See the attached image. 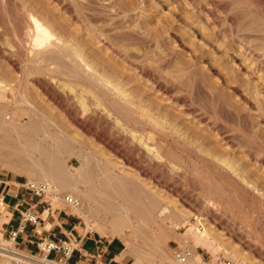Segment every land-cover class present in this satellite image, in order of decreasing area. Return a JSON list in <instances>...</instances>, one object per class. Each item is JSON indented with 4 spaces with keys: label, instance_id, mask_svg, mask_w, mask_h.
<instances>
[{
    "label": "bare ground",
    "instance_id": "obj_1",
    "mask_svg": "<svg viewBox=\"0 0 264 264\" xmlns=\"http://www.w3.org/2000/svg\"><path fill=\"white\" fill-rule=\"evenodd\" d=\"M102 1L0 0V33H7L9 46L21 49V56L25 57L29 67L24 70L26 75L49 76L47 81L39 80V85L51 102L117 159L109 158L93 166L91 161L96 159L97 153L94 155L82 145L77 146L73 134L70 135L51 116L30 102L22 99L25 105L19 97L12 96L14 85L0 76V161L12 173L25 171L30 180L52 182L60 189L71 191L68 194L81 201V206L75 210L82 213L81 210L88 207L90 213L100 218V229L109 225L114 232L127 233L128 230L135 235L150 231V240L159 250L167 235L166 221L178 220L176 227L186 216L183 209L173 206L175 201L171 191L178 190L185 200L194 201L180 187V183H184H179L180 175L191 169L190 157L178 153L174 146L197 156L209 168H212L211 160L215 171L227 177L235 176L244 189L255 185L241 175L242 168L229 156L205 142L208 137L194 134L190 125L210 126L216 142L234 146L233 136L208 123L203 110L193 101L191 91L199 84L197 78L193 76L184 81L181 76H158L144 63L145 57L140 50L128 41V12L103 9ZM190 2L211 18L222 32H227L218 14L219 8L225 10L223 0H207L205 4L199 0ZM235 18L230 21L236 22ZM176 20L183 22L179 17ZM242 29L226 35L238 43L241 64L245 62L264 86V48H259L256 42L250 44L251 35ZM231 56L239 59L237 55ZM163 58L167 60L166 55ZM36 63L40 65L36 66ZM229 79L225 77L224 83L228 84ZM235 81L239 82L238 75H235ZM230 87L257 111L259 123L264 124L261 87L258 85L250 90V96L235 84ZM9 106L12 107L7 110ZM85 150L86 155L83 154ZM256 152L262 153L263 149ZM247 153L250 162L264 171V155L258 158L250 151ZM72 155L81 160L78 168L66 163V157ZM98 172L102 174L100 184L95 181ZM149 223L161 226L162 230L159 233L154 229L146 231L144 227ZM203 228L200 234L193 232L192 240L196 244L210 245L213 229L205 224ZM128 245L134 244L128 241ZM0 253L12 256L3 250L1 242ZM194 254L193 251L183 264H194ZM124 255L133 257L132 264H148L139 253L126 250ZM42 258L20 259L31 264H60ZM165 263L166 259H161L160 264Z\"/></svg>",
    "mask_w": 264,
    "mask_h": 264
},
{
    "label": "rangeland",
    "instance_id": "obj_2",
    "mask_svg": "<svg viewBox=\"0 0 264 264\" xmlns=\"http://www.w3.org/2000/svg\"><path fill=\"white\" fill-rule=\"evenodd\" d=\"M103 1L101 3L103 9L112 8L120 13L128 12L130 23L127 28L130 33L128 41L140 50L141 55H144L142 57H145L144 63L158 76H167L168 78L181 76L184 81L193 76L197 78L199 84L197 82V87L191 91L193 101L203 110L208 123H211L213 127H219L231 137L233 136L234 146L221 144L220 141L216 142L212 136L214 133L209 130L210 126L190 125L194 134L208 137L205 142L219 153L229 156L236 165L242 168L241 175L248 178L251 185L255 186L244 189L241 183L234 179L235 176L227 177L215 171L211 160L209 163L212 168H209L197 156L174 146L178 153L190 157L188 162L191 169L187 174L180 175L179 183H184V185L180 183V187L184 190L183 192L191 195L194 201L185 200L178 190L171 191V198L175 201L173 206L176 205L183 209L186 216L176 227L178 220L169 219L166 221L167 235L159 250L150 240L151 232L148 231L154 229L156 233H159L162 230L159 225L149 223L144 227L148 232L137 235L131 234L128 230L127 233H117L109 225H104L100 229V218L90 213L86 206L81 210L82 213L78 210L70 212L76 214L82 226L89 230L92 228L111 237L120 236L124 240L127 250L133 254L139 253L143 262L148 264H160L161 259H166L165 264H183L178 262L174 256V250L183 246H189L194 253L196 252L194 264H220L219 259L226 260L225 264L228 262L264 264V171L258 170L256 164L250 162L249 156L247 157L249 151L253 155L256 154L255 156L258 158L264 155V124L259 123L260 118L257 111L250 108L230 87L235 84L241 92L248 96L249 91L259 85L263 91L261 94L263 98L264 86L260 85L262 80L257 77V74L251 72L245 62L241 64L242 57L240 58V55L237 54L238 43L228 39L226 35V33L230 35L237 29L243 28L244 33L251 35L250 44L255 45L254 42H256L259 48H264L262 47L264 46V0H223L225 10L219 8L218 14L223 19L221 20L223 25L227 28L226 33L222 32L220 27L214 24L213 20L201 12L197 6H194L190 0ZM199 1L207 3V0ZM175 16L182 18L183 22H178ZM233 18L236 19V22H231ZM258 28L259 30H257ZM0 46L3 50L0 53V76L9 84L14 85V89L10 93L12 96L19 97L25 105V101L30 102L39 111L51 116L50 118L54 119L70 135L73 134L71 136H74L73 139L78 143L77 146L82 145L88 151H92L94 155L97 153L98 156H94L96 159L91 161L93 166L109 158L117 159L100 141L85 134L80 127L67 118L65 111L51 102L47 93L39 85V80L47 81L50 79L49 76L26 75L24 70L29 69L26 66L27 60L21 56L22 52L18 46H9L7 33H0ZM5 55H9L10 58ZM165 55L167 60L163 58ZM231 55H237L239 59ZM35 65L40 64L36 63ZM235 75H238L239 82L235 81ZM225 77H230L228 84L223 81ZM262 77H264V72H262ZM11 107L9 106L7 110ZM26 120L25 117L24 122ZM99 128H102V125ZM108 129L110 130L109 127ZM258 148L263 149V154L256 152L259 150ZM86 150L83 152L85 155L88 154ZM42 159L43 157H41ZM66 163L78 168L81 165V160L76 155H72L66 157ZM0 166L10 176L12 174L16 176L17 181L30 179L29 174L25 171L12 173L1 161ZM72 171L76 172L74 168ZM96 175L97 183H95L100 184L102 174L100 175L98 172ZM61 191L71 193L68 189L61 188ZM78 193L76 192V194ZM5 201L13 204L16 199L8 196ZM4 215L5 212L0 213L1 234H3L2 222L7 220ZM199 218L201 221L198 220ZM197 220L209 226L211 230L213 229L212 236H210L211 233L209 234L210 245L196 244L192 240L193 232L200 234L204 231V228H200L199 232ZM128 241L134 245H128ZM2 255L0 253V264H14L10 258ZM133 261L134 259L131 263Z\"/></svg>",
    "mask_w": 264,
    "mask_h": 264
},
{
    "label": "crops",
    "instance_id": "obj_3",
    "mask_svg": "<svg viewBox=\"0 0 264 264\" xmlns=\"http://www.w3.org/2000/svg\"><path fill=\"white\" fill-rule=\"evenodd\" d=\"M19 182L13 174L10 176L8 173L7 176L0 177V195L5 198L12 196L16 199L15 203L10 204L13 207V227L17 225L20 217L19 211L14 208L18 201L22 203L18 207L20 210L36 205L35 209L41 217L36 225L29 224L25 232L20 234L16 240L21 249L37 253L39 252L37 242L42 237L48 236L59 240L65 238L66 235L80 234L82 239L79 242V248L70 259L55 253H52L51 257L63 264H132L133 257L124 255L127 247L120 236L111 237L96 230L91 232L87 227L82 226L76 214L68 210L41 205L36 198L31 199L28 194L22 198L19 194L23 192V189L19 187Z\"/></svg>",
    "mask_w": 264,
    "mask_h": 264
},
{
    "label": "built area",
    "instance_id": "obj_4",
    "mask_svg": "<svg viewBox=\"0 0 264 264\" xmlns=\"http://www.w3.org/2000/svg\"><path fill=\"white\" fill-rule=\"evenodd\" d=\"M8 173H5L3 168L0 166V177L7 176ZM19 187L23 189L19 195L22 198L25 197L26 194L29 195L31 199L36 198L38 203L41 205H45L47 207H53L60 210H68L72 211L81 206V201L68 193L61 191L58 186L52 182L48 181H38V180H30L25 179L24 181L19 182ZM17 195V196H19ZM56 204V205H55ZM22 203L19 201L14 206L16 210L19 211V220L15 227L12 225L13 220V211L10 203L5 201V197L0 195V213L5 212L6 221L3 222V234L0 237V242L3 243V250L7 253L12 254V256H5L6 258H10V261L14 264L24 263L20 258L22 257H40L45 258L50 261H56L51 257L52 253L61 255L66 259H70L75 252L79 248V242L81 241V235H66L63 239H54L48 236L40 238L37 242L38 250L37 253H32L21 249L16 240L27 229V226L36 225L41 217L36 211L35 206L30 205L27 208H23L20 210ZM197 228H203L201 222L197 220ZM8 226H11L8 228ZM90 231H94V229H90ZM193 254V250L189 246L177 247L174 250V256L180 263H186ZM220 264L227 263L226 260L219 259ZM59 263V262H58ZM97 264V263H96ZM107 264V263H100ZM228 264H235L232 262H228Z\"/></svg>",
    "mask_w": 264,
    "mask_h": 264
}]
</instances>
